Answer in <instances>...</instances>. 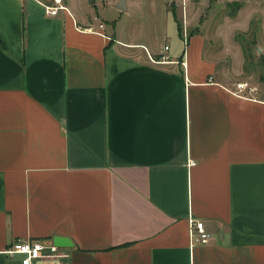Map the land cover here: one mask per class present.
I'll return each instance as SVG.
<instances>
[{
  "label": "crops",
  "instance_id": "1",
  "mask_svg": "<svg viewBox=\"0 0 264 264\" xmlns=\"http://www.w3.org/2000/svg\"><path fill=\"white\" fill-rule=\"evenodd\" d=\"M50 2L0 0V264H264V89L167 0L171 43Z\"/></svg>",
  "mask_w": 264,
  "mask_h": 264
},
{
  "label": "rangeland",
  "instance_id": "2",
  "mask_svg": "<svg viewBox=\"0 0 264 264\" xmlns=\"http://www.w3.org/2000/svg\"><path fill=\"white\" fill-rule=\"evenodd\" d=\"M118 1L60 0L57 3L51 0L50 5L73 6L78 12L93 17L94 22H104V18H100L102 13L112 23L120 19L117 28L125 35L140 34L143 41L171 43L164 40L165 31L171 33L175 27L164 0H134L137 4L127 11L115 6ZM170 1L167 0V8L176 10L179 24L188 25V32L197 30L208 39L206 52L228 54L226 64L242 72L235 81V90L239 81L264 89V0Z\"/></svg>",
  "mask_w": 264,
  "mask_h": 264
},
{
  "label": "built area",
  "instance_id": "3",
  "mask_svg": "<svg viewBox=\"0 0 264 264\" xmlns=\"http://www.w3.org/2000/svg\"><path fill=\"white\" fill-rule=\"evenodd\" d=\"M57 3L60 2V0H56ZM59 9H66L63 5H46L45 11L47 14L55 15ZM104 23L100 22L99 28H103ZM92 29V28H90ZM165 49H169V45H165ZM238 89L234 90L233 93L236 95H242L247 96L245 91L247 89H253L248 86V83L246 82H238L237 84ZM189 164L194 165L195 161L192 159H189ZM190 236L192 237L193 243H207L210 241V234L208 230L205 227L204 221L197 219L193 220L191 219V227H190ZM55 251L57 249V246L54 244L45 243L44 241L32 239V240H17L14 243L6 246L4 248V251L8 254H14V253H21L22 255V264H33L34 259L41 257V255H45L47 253V250Z\"/></svg>",
  "mask_w": 264,
  "mask_h": 264
},
{
  "label": "water",
  "instance_id": "4",
  "mask_svg": "<svg viewBox=\"0 0 264 264\" xmlns=\"http://www.w3.org/2000/svg\"><path fill=\"white\" fill-rule=\"evenodd\" d=\"M174 4V3H173ZM117 7L120 10H126L127 5H126V0H119V2L117 3Z\"/></svg>",
  "mask_w": 264,
  "mask_h": 264
},
{
  "label": "trees",
  "instance_id": "5",
  "mask_svg": "<svg viewBox=\"0 0 264 264\" xmlns=\"http://www.w3.org/2000/svg\"><path fill=\"white\" fill-rule=\"evenodd\" d=\"M178 24H179V22H178Z\"/></svg>",
  "mask_w": 264,
  "mask_h": 264
},
{
  "label": "clouds",
  "instance_id": "6",
  "mask_svg": "<svg viewBox=\"0 0 264 264\" xmlns=\"http://www.w3.org/2000/svg\"><path fill=\"white\" fill-rule=\"evenodd\" d=\"M246 30V29H245Z\"/></svg>",
  "mask_w": 264,
  "mask_h": 264
}]
</instances>
